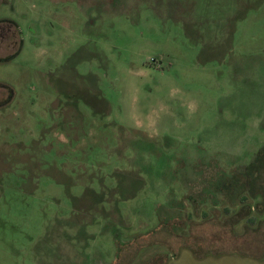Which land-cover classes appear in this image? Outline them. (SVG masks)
Returning a JSON list of instances; mask_svg holds the SVG:
<instances>
[{
	"label": "rangeland",
	"instance_id": "obj_1",
	"mask_svg": "<svg viewBox=\"0 0 264 264\" xmlns=\"http://www.w3.org/2000/svg\"><path fill=\"white\" fill-rule=\"evenodd\" d=\"M263 154L264 0H0V264H264Z\"/></svg>",
	"mask_w": 264,
	"mask_h": 264
},
{
	"label": "trees",
	"instance_id": "obj_2",
	"mask_svg": "<svg viewBox=\"0 0 264 264\" xmlns=\"http://www.w3.org/2000/svg\"><path fill=\"white\" fill-rule=\"evenodd\" d=\"M263 156H264V154H263ZM251 165H252V164H251ZM252 166H253V165H252ZM244 199H246V196L241 195L240 200L243 201ZM191 248H192V247H191ZM192 251L194 252L193 249H192ZM196 255L199 256V257H201V255H199L198 253H196Z\"/></svg>",
	"mask_w": 264,
	"mask_h": 264
}]
</instances>
